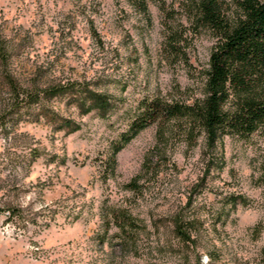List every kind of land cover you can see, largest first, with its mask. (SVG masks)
<instances>
[{
    "label": "rangeland",
    "instance_id": "1",
    "mask_svg": "<svg viewBox=\"0 0 264 264\" xmlns=\"http://www.w3.org/2000/svg\"><path fill=\"white\" fill-rule=\"evenodd\" d=\"M179 2L0 0V264H264V128L211 141L159 118L120 146L150 99L202 95L212 41L169 46Z\"/></svg>",
    "mask_w": 264,
    "mask_h": 264
},
{
    "label": "trees",
    "instance_id": "2",
    "mask_svg": "<svg viewBox=\"0 0 264 264\" xmlns=\"http://www.w3.org/2000/svg\"><path fill=\"white\" fill-rule=\"evenodd\" d=\"M179 10L188 21V27H178L167 41L177 54L184 52L185 34L205 32L212 41L208 66L203 71L202 95L189 101L150 99L142 113L131 121L120 146L148 122L159 118H186L189 120L188 133L198 126L211 141L219 135L248 137L264 128V0H180ZM10 84L18 106L29 102L31 105L37 98L34 95L40 93L30 92V97L21 98L20 85L13 78ZM47 90L51 95L64 92L62 86ZM84 97L90 98L91 104L102 112L110 106V100L98 91L90 90ZM42 113L60 127L70 130L78 127L51 110H42ZM262 172L264 174V161ZM119 218L118 225L123 230L135 224L130 213H122ZM178 226L182 231L181 224Z\"/></svg>",
    "mask_w": 264,
    "mask_h": 264
}]
</instances>
